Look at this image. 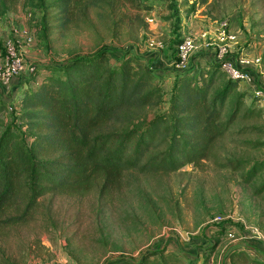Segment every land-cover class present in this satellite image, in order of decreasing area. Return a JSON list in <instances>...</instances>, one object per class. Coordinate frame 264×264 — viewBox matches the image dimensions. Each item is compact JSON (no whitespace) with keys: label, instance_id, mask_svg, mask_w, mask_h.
I'll list each match as a JSON object with an SVG mask.
<instances>
[{"label":"rangeland","instance_id":"rangeland-1","mask_svg":"<svg viewBox=\"0 0 264 264\" xmlns=\"http://www.w3.org/2000/svg\"><path fill=\"white\" fill-rule=\"evenodd\" d=\"M54 1L19 0L16 11L0 19V60L11 39L26 69L58 68L101 49L118 55L157 53L170 66L155 72L163 93L160 105L148 112L151 119L168 110L180 39L189 36L196 44L188 64L209 69L205 57L224 44L209 32L227 26L235 41L226 58L248 61L244 66L254 77L239 82L230 95L226 116L238 94H244V107L208 159L173 173L128 171L111 188L99 182L85 193H48L23 224L0 227V264H138L151 254L149 261L160 260L155 253L161 250L175 253L178 264L205 259L207 264H264V244L256 246L257 253L249 248L255 241L249 238L252 232L264 238V108L241 118L252 107L254 86L264 90V0H208L205 5L197 0H71L61 8L49 7ZM152 42L164 48L151 50ZM119 58H110L112 66ZM255 58L260 69L251 64ZM215 72L212 90L227 81L222 68ZM29 76L16 78L20 94L43 78L31 81ZM11 83L7 91L0 81V103L6 105L1 117L6 127L22 133L26 127L16 121L21 95L13 93ZM217 213L226 216L234 241L218 232L219 226L207 224Z\"/></svg>","mask_w":264,"mask_h":264},{"label":"trees","instance_id":"trees-1","mask_svg":"<svg viewBox=\"0 0 264 264\" xmlns=\"http://www.w3.org/2000/svg\"><path fill=\"white\" fill-rule=\"evenodd\" d=\"M18 1L0 0V19L14 13ZM70 1L55 0L49 7ZM116 57L119 63L112 66L110 58ZM212 58L209 69L194 63L172 71L168 110L151 119L147 115L161 103L163 81L156 83L153 67L131 51L118 55L101 49L58 68L33 67L30 80L43 78L35 89L20 94L16 121L24 124V132L4 125L6 105L0 103V227L23 224L48 193H85L99 182L111 188L128 171L173 173L208 159L244 107L241 93L225 115L239 82L227 78L223 87L212 90L214 71L222 68ZM256 108L253 100L241 118L260 113ZM218 232L225 234V227ZM155 254L161 259L149 261L151 254L138 264L180 262L166 250Z\"/></svg>","mask_w":264,"mask_h":264},{"label":"built area","instance_id":"built-area-1","mask_svg":"<svg viewBox=\"0 0 264 264\" xmlns=\"http://www.w3.org/2000/svg\"><path fill=\"white\" fill-rule=\"evenodd\" d=\"M154 19L148 18V23H153ZM219 35L221 37V41L224 42L223 45L217 46L214 49V61L216 63H220L222 65V70L226 73L227 78L241 82V83H250L254 77V74L249 72L247 69L248 67H245L244 65L250 64L248 61L239 60L233 61L231 58L233 57H227L226 55L228 53V50L230 48V45L235 41V36L232 35L231 30L229 27H222L219 26ZM28 42H31V39L27 40ZM27 42V43H28ZM161 43H154L152 42L149 45V48L151 50H162L164 47ZM4 55L2 59L0 60V81L2 83V86L4 89L8 91L10 86V81L14 78L19 77L22 74H28L30 75L33 71V68L26 69L22 65V59L19 55L18 46L15 42L11 40H8L4 43ZM196 51V44L193 39H191L189 36H185L180 39V41L177 44L176 49V56L178 58V64H176V68L179 70L187 69L190 65L189 58L190 56ZM251 64L254 67H257L260 69V59L255 58L251 62ZM252 93V101L255 100V106L258 108H264V90L260 89V86L257 88L254 86ZM8 109L12 111L14 108L11 106H8ZM227 218L226 216L217 213L213 214L211 217L208 218L207 224L211 227L216 226H224L225 227V236L228 240L234 241L236 239V233L234 230L229 228L227 225ZM256 231L252 232L253 235L241 237L240 239L242 241L247 240L248 237L250 239H255V241L262 242L264 244V238H260L258 233H255Z\"/></svg>","mask_w":264,"mask_h":264},{"label":"crops","instance_id":"crops-1","mask_svg":"<svg viewBox=\"0 0 264 264\" xmlns=\"http://www.w3.org/2000/svg\"><path fill=\"white\" fill-rule=\"evenodd\" d=\"M216 28V27H215ZM219 28L217 27L216 29H213V31L211 30L210 32H209V34H210V36L212 37V38H214V41L217 39V40H220L221 39V37H220V35H219ZM147 55H143V56H141V55H137V56H139V57H142L144 60H145V62H146V64H148V65H151V67H153V69H154V71L155 72H157V74H160V72H162L163 71V68H166L167 66H170V64L169 65H166V63H165V61H164V59L163 58H161V56L159 55V54H157V53H152V52H149V53H146ZM213 56H208L206 59H204V60H209V61H211V62H213V58H212ZM233 61H235V59L234 58H231ZM173 72H176V71H180L179 69H177L176 67H174V68H172L171 69ZM173 78L175 79V77L173 76ZM22 79V78H21ZM12 81V83H11V88H12V91H14L13 93L14 94H16V95H20V90H21V86H20V81H19V79H13V80H11ZM254 245V246H253ZM253 245H250L249 246V248L251 249V250H253L254 252H256L257 253V247L256 246H260V242H258V241H254L253 242ZM260 248V247H259Z\"/></svg>","mask_w":264,"mask_h":264}]
</instances>
